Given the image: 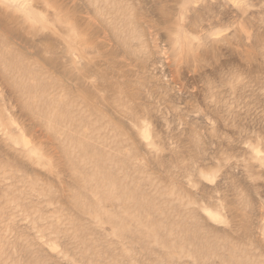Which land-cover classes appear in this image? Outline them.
I'll return each instance as SVG.
<instances>
[{
  "label": "rangeland",
  "instance_id": "obj_1",
  "mask_svg": "<svg viewBox=\"0 0 264 264\" xmlns=\"http://www.w3.org/2000/svg\"><path fill=\"white\" fill-rule=\"evenodd\" d=\"M0 264H264V0H0Z\"/></svg>",
  "mask_w": 264,
  "mask_h": 264
}]
</instances>
